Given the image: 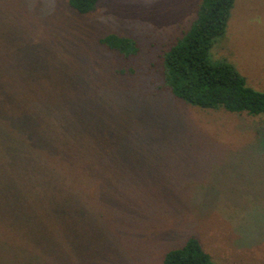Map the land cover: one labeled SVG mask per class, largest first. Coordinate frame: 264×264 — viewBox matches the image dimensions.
<instances>
[{"label":"rangeland","instance_id":"rangeland-1","mask_svg":"<svg viewBox=\"0 0 264 264\" xmlns=\"http://www.w3.org/2000/svg\"><path fill=\"white\" fill-rule=\"evenodd\" d=\"M201 2L100 0L83 14L68 0H0V223L22 232L8 264H162L191 236L217 264H264V113L202 108L164 83V54ZM110 32L139 52L102 45ZM211 53L264 91V0H236ZM46 112L68 136L52 139ZM83 135L89 152L75 156ZM66 143L78 144L69 183L49 187L42 158ZM48 191L61 207L50 217Z\"/></svg>","mask_w":264,"mask_h":264},{"label":"trees","instance_id":"trees-1","mask_svg":"<svg viewBox=\"0 0 264 264\" xmlns=\"http://www.w3.org/2000/svg\"><path fill=\"white\" fill-rule=\"evenodd\" d=\"M68 1L71 7L80 13L86 14L94 11L100 0ZM235 1L202 0L197 17L193 20L189 29L164 54V83L177 98L192 105L210 109L223 108L232 112L258 115L264 113V91L249 86L246 76L241 73L234 63L225 58L215 59L211 53L214 44L225 34ZM99 41L108 49L121 53L125 58L136 55L140 49L135 38L116 32L105 34ZM120 70L122 73L125 72V69ZM53 102L52 99L47 100L45 103L46 110L54 105ZM44 116L49 115L46 112ZM53 117L54 115L50 113L45 128L51 133L52 139L56 136L58 138L63 131H66L68 136L69 130L63 126V123H57ZM60 128L62 131H59ZM53 142V140L46 142L44 149L52 148L50 144ZM55 142L57 143L56 151H58V141ZM87 143L89 141L83 135V146L79 147L80 152L75 156L89 152ZM77 146L76 143L73 145L72 143L63 144L64 148L61 151L63 156L54 158L50 154L42 158V166L45 170L43 176L45 185L50 187L51 181L53 185V181L57 177L59 180L65 181L64 185L69 183L70 177L67 171H69L72 164L74 154L66 151ZM60 158L61 160H59ZM32 190L37 193L35 187ZM40 203L42 208H38L42 212L45 210L48 217L60 213L54 214L52 211V209L61 208L55 206V197L52 191L42 192ZM47 205L50 208H46ZM36 207H30L26 211V219L40 216ZM16 233H18L16 236H20L22 232H11L6 224L0 223V264L9 263V238ZM33 233L36 235L39 230L34 227ZM20 238H17L16 241L19 242L18 239ZM162 264L217 263L205 251L200 240L196 236H191L182 247L168 251Z\"/></svg>","mask_w":264,"mask_h":264}]
</instances>
